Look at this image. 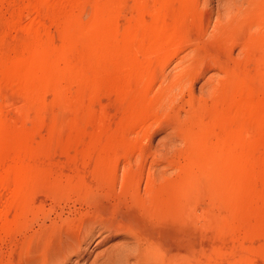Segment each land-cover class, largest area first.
Masks as SVG:
<instances>
[{
    "label": "rangeland",
    "instance_id": "374dc122",
    "mask_svg": "<svg viewBox=\"0 0 264 264\" xmlns=\"http://www.w3.org/2000/svg\"><path fill=\"white\" fill-rule=\"evenodd\" d=\"M225 2L0 0V264L94 210L167 264H264V19Z\"/></svg>",
    "mask_w": 264,
    "mask_h": 264
},
{
    "label": "bare ground",
    "instance_id": "6f19581e",
    "mask_svg": "<svg viewBox=\"0 0 264 264\" xmlns=\"http://www.w3.org/2000/svg\"><path fill=\"white\" fill-rule=\"evenodd\" d=\"M227 1L228 3L225 2L227 5L224 7V10L226 8L224 12H228V11L233 12V9H236L237 11L236 6L241 4L243 6V3L245 2L248 5V10L252 11V13L254 12L253 13L254 16L255 14H257V18L255 16V19L258 22L261 20L263 21L264 14L261 17V14L263 12L258 9L260 6L262 7L263 5L262 3L264 2V0H227ZM247 5H245L246 7L244 6L245 8L243 7L244 10L247 9ZM221 9H223V7ZM244 10L242 12L248 11V10L246 11ZM239 12L237 14H239ZM231 14L232 13H230V16L228 18L231 17ZM225 18H227V15ZM221 20L219 21L221 22ZM225 21L227 22V19ZM236 21L235 23L238 24V22ZM220 31L222 30L220 29L219 32ZM238 33L239 31L237 32V36ZM260 33L264 35V29H262V32L260 31ZM219 35L220 34H218V36L216 37L218 38ZM234 36L236 35L234 34ZM224 37L226 38V36ZM222 38L220 37L219 40L218 39L217 40L220 41V39L222 40ZM225 38L223 39L225 40ZM224 40L222 41L224 42ZM230 40L233 39L230 38ZM227 41L228 40H225V42ZM243 51L245 52V50ZM169 88L171 87L169 86ZM174 89L175 88H173L172 90ZM149 179L150 178L148 179L146 178L147 181L146 183H144L145 192H146L145 195L147 196L148 199L153 196L152 192H153L154 184L156 182L154 181V179L152 181L151 180L152 178L150 180ZM140 182L141 179L139 178L137 184L138 188ZM144 218L146 219V217ZM145 221L140 220L137 214H130L128 216H124L120 218L116 216L107 215L106 213L100 210L98 211L94 210L92 213L86 215L85 217L83 216L79 217L75 222L63 221L59 224H55L51 222V224L49 223L50 227L46 230L41 229L42 227L40 225L39 226L40 228L34 231V233L30 235L29 239L27 238L28 241L25 245L23 244L24 246L22 247V249L20 248L21 250H19L20 253L17 258V262H18L17 264H167V260L170 258L167 255L162 254L163 253L162 250L164 249L162 247L161 250V244L158 240L159 237H157V234L154 233L155 229H153V223H151L152 221L150 220L149 223L148 221L147 222ZM113 238H120L121 243L116 245L115 247H112L110 250H105L101 254L94 256V258L91 261H89L91 257V251H90L91 244L94 243L95 244L94 247H99L104 243H106L107 241L112 240Z\"/></svg>",
    "mask_w": 264,
    "mask_h": 264
}]
</instances>
